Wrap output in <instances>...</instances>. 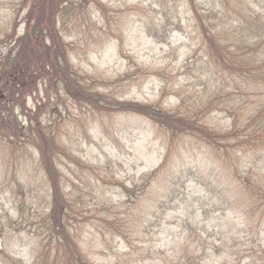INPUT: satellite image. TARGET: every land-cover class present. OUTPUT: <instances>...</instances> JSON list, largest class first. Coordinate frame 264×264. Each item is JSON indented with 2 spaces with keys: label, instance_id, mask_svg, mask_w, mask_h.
Masks as SVG:
<instances>
[{
  "label": "rangeland",
  "instance_id": "rangeland-1",
  "mask_svg": "<svg viewBox=\"0 0 264 264\" xmlns=\"http://www.w3.org/2000/svg\"><path fill=\"white\" fill-rule=\"evenodd\" d=\"M97 1L99 6L81 13L82 28L70 27L67 33L73 63L91 78L114 83L112 89L125 101L167 110L176 109L180 98L218 85L204 66L205 52L186 0ZM23 15L0 0V37L8 18L20 23ZM24 33L21 24L18 36ZM121 77L125 81L115 83ZM208 113L214 129L232 125L229 114ZM15 115L25 129L30 122L51 127L58 143L94 170L60 163L66 193L81 202L78 240L92 264H183L185 256L200 264H262L264 212L253 205L244 185L252 167L263 169L252 155L228 158L190 138L170 147L147 119L94 117L42 82ZM4 150L0 145V253L31 264L36 242L17 230L19 209L23 200L34 203L25 209L27 217L46 209L48 185L38 153L31 152L16 171L21 196ZM168 154L169 165L150 181ZM119 185L133 193L128 196ZM2 259L0 254V264Z\"/></svg>",
  "mask_w": 264,
  "mask_h": 264
},
{
  "label": "trees",
  "instance_id": "trees-1",
  "mask_svg": "<svg viewBox=\"0 0 264 264\" xmlns=\"http://www.w3.org/2000/svg\"><path fill=\"white\" fill-rule=\"evenodd\" d=\"M5 1L24 15L20 23L8 18L0 37V46L8 43L0 54V145L8 153L6 158L12 163L14 184L21 196L23 185L16 171L21 159L31 152L38 153L39 169L48 185L46 209H35V215L27 217L25 209H33L34 203L28 205L26 200L22 201L24 209H19L17 230L26 231L36 242L31 264H92L78 240L81 202L66 193L60 163L67 160L94 170L59 144L51 127H35L30 122L25 129L15 115L29 91L41 82L65 93L94 117L131 114L147 119L164 133L170 147L190 138L228 158L239 153L252 155L263 169L252 167V177L246 178L244 185L252 194L253 205L264 212V0H186L205 52L204 66L212 70L211 78L218 85L195 97L180 98L174 110L125 101L112 89L114 83L93 79L73 63L67 33L70 27L82 28L81 13L99 6L97 0ZM21 24L25 33L18 36ZM124 81L121 77L115 83ZM210 111L229 114L230 128L221 131L211 127L206 120ZM169 160L168 154L151 173L150 181L169 165ZM119 186L128 196L133 193ZM0 254L3 264H26L5 252ZM260 257L264 264V250ZM181 260L183 264H200L189 256Z\"/></svg>",
  "mask_w": 264,
  "mask_h": 264
}]
</instances>
